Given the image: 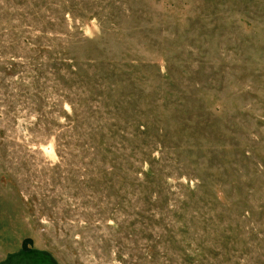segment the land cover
<instances>
[{"label":"rangeland","instance_id":"1","mask_svg":"<svg viewBox=\"0 0 264 264\" xmlns=\"http://www.w3.org/2000/svg\"><path fill=\"white\" fill-rule=\"evenodd\" d=\"M0 264H264V0H0Z\"/></svg>","mask_w":264,"mask_h":264},{"label":"trees","instance_id":"2","mask_svg":"<svg viewBox=\"0 0 264 264\" xmlns=\"http://www.w3.org/2000/svg\"><path fill=\"white\" fill-rule=\"evenodd\" d=\"M31 242L30 238H26L23 242V249L26 251L27 250V244Z\"/></svg>","mask_w":264,"mask_h":264}]
</instances>
